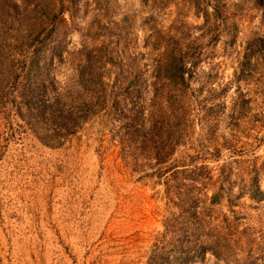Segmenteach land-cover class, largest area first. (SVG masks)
<instances>
[{
  "label": "rangeland",
  "instance_id": "obj_1",
  "mask_svg": "<svg viewBox=\"0 0 264 264\" xmlns=\"http://www.w3.org/2000/svg\"><path fill=\"white\" fill-rule=\"evenodd\" d=\"M28 65L47 94L103 67L107 101L50 147L0 100V264H145L171 200L214 192L173 264H264V0H0L5 92Z\"/></svg>",
  "mask_w": 264,
  "mask_h": 264
},
{
  "label": "trees",
  "instance_id": "obj_2",
  "mask_svg": "<svg viewBox=\"0 0 264 264\" xmlns=\"http://www.w3.org/2000/svg\"><path fill=\"white\" fill-rule=\"evenodd\" d=\"M173 71L179 80L185 81L187 71L184 65H174ZM23 73V82L15 78L13 83L8 84L12 86L11 92H5V86L0 82V100L7 99L15 106L19 117L30 125L44 145H61L95 114L100 103L107 101L106 94L101 95L100 92L107 76L103 67L79 65L76 68L77 91L55 88L51 94H47L44 85L37 87L32 83L36 74L35 65H28ZM121 73L123 71L120 70L115 76ZM12 75L14 71L9 67L0 72L1 80ZM7 96H11V99ZM255 178L253 173L245 192L253 199H258L262 193ZM218 200L217 192L209 196L203 193V198L180 197L171 200L175 210L163 221V231L155 237L145 264L182 263L196 252L201 254L206 251L208 245L200 239L209 233L202 223L205 221V211H209L210 205L217 204ZM220 238L219 234L215 236L217 242Z\"/></svg>",
  "mask_w": 264,
  "mask_h": 264
}]
</instances>
